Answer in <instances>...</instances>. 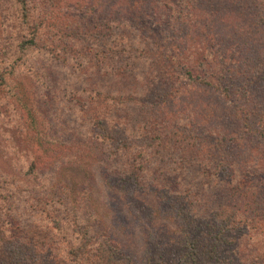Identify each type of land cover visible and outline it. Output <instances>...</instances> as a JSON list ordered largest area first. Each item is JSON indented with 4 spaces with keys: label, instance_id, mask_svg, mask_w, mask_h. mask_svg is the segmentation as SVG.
Segmentation results:
<instances>
[{
    "label": "trees",
    "instance_id": "obj_1",
    "mask_svg": "<svg viewBox=\"0 0 264 264\" xmlns=\"http://www.w3.org/2000/svg\"><path fill=\"white\" fill-rule=\"evenodd\" d=\"M53 1L0 0V93H9L8 78L26 52L45 49L42 43L54 39L42 32L53 23ZM94 2L83 10L82 24L77 22L72 35L88 43L81 47L75 42L64 52L76 61L81 57V67L86 66L82 74L91 70L86 83L102 69L109 72L113 80L101 99L108 112L95 116L94 128L76 134L63 152L73 155L81 148L77 142L86 139L82 148L91 158H103L104 182L133 212L144 236L143 255L131 253L95 210L91 194L74 186L57 196L47 192L36 203L39 215L48 220L47 231L34 230L28 222L20 226L10 214L1 216L0 264H264V67L239 60L249 50L238 58L233 47L206 36L205 29L211 35L216 27L212 17L219 15L220 4ZM144 2L151 16L168 20L170 33L161 36L150 29L140 34L133 11ZM105 4L104 22L88 17ZM205 8L212 17L202 24L195 14ZM59 29L57 44L67 47ZM156 34L163 49L153 39ZM56 47L46 50L52 54ZM169 47L178 50L176 59ZM209 90L232 103L242 131L231 130L214 111L209 113ZM13 97L21 103L19 96ZM198 108L209 114L197 117ZM248 138L261 146H249Z\"/></svg>",
    "mask_w": 264,
    "mask_h": 264
},
{
    "label": "rangeland",
    "instance_id": "obj_2",
    "mask_svg": "<svg viewBox=\"0 0 264 264\" xmlns=\"http://www.w3.org/2000/svg\"><path fill=\"white\" fill-rule=\"evenodd\" d=\"M157 1H168L167 3L173 4L172 0ZM183 1L187 3V0ZM53 2L51 9L53 23H48L47 28L42 32L54 36V39L49 38L47 43L50 47L57 46L55 51L49 53L46 50V47H49L46 42L42 43L45 49L39 46L38 49L27 51L24 60L16 65L14 77L8 78L9 93L7 91L0 93V193L2 195L0 218L10 214L12 222L20 226H25L28 222L33 224L34 230L38 227V230L47 231L50 227L48 220L39 215L36 203L47 192L57 196L67 187L71 189L78 186L83 188L85 195L91 194L95 210L100 213L107 225L117 230L129 251L135 255H143L142 231L123 198L109 190L104 182L103 158H100L101 156L91 158L92 154L82 148L87 144L86 139H82L80 144L77 142L76 146L81 148L74 149L73 155L66 156L68 153L63 152L64 144L73 141L76 134L89 132L94 128L95 116L106 115L108 107L101 104L104 94L102 91L106 92L108 83L113 78L109 76V72L102 69L86 83L83 79L91 70L84 75L86 66L82 63L83 68L81 67V57L80 61H76L74 57L67 58L64 52L75 42L76 46L81 47L88 43L89 40L81 44L79 39L73 40L75 37L73 38L72 35L76 34L74 27L77 22L81 23L80 16L83 10L95 4L94 0H54ZM100 3L102 4L101 1ZM208 3L216 7L220 4L221 11L216 18H213L206 8L203 13L196 11L197 22L207 24L209 23L207 18L212 17L213 24H216L211 35L205 29L206 36H214L218 42L222 41L224 46L233 47L235 52H238V58L249 50L248 58L242 57L239 60H244L253 67L263 68L264 35L259 25L263 24L264 27V0H208ZM148 10L149 5H145L144 2L142 9L133 11L138 15L134 20L141 30L140 34L143 35L150 29L156 30L161 36L170 33L171 27H167L168 20L161 21L158 19L161 14L155 13L151 16L152 12ZM105 13L106 4L97 15L88 14V17L104 22ZM163 19L167 18L163 15ZM0 21H2L1 16ZM253 21L259 22L257 26ZM57 29L66 36L65 39L69 43L67 47L57 44L55 38L61 36L57 33ZM7 30L6 34L9 33L8 28ZM158 34L153 39L158 41L157 46L163 49L165 43L160 41ZM198 36L202 38L200 34ZM203 42L206 47L208 43ZM151 43L153 44L152 41ZM170 51L176 59L178 50L173 48ZM81 68L84 74L81 73ZM95 90L100 92L95 95ZM12 94L19 96L21 103H18ZM205 100H210L213 104L214 110L209 113L214 111L215 117L222 119L231 130L242 131L240 120L233 118L232 103L220 95V92L209 90ZM195 112L199 113L197 117L209 114L202 108H198ZM123 114L127 117L131 113L123 112ZM134 127L127 126L128 129ZM128 133L130 132L126 134ZM128 139L135 141L133 137ZM248 144L256 147L259 143L256 138H248ZM82 159L84 162L82 168L81 166L77 168V162ZM34 164L36 168L30 171ZM260 176L264 177V171Z\"/></svg>",
    "mask_w": 264,
    "mask_h": 264
}]
</instances>
